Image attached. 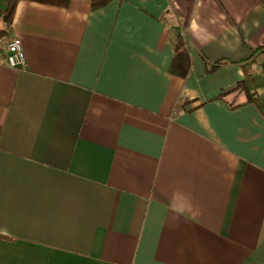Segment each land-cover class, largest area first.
Returning <instances> with one entry per match:
<instances>
[{"label": "crops", "instance_id": "obj_1", "mask_svg": "<svg viewBox=\"0 0 264 264\" xmlns=\"http://www.w3.org/2000/svg\"><path fill=\"white\" fill-rule=\"evenodd\" d=\"M10 1L0 264H264V111L230 94L264 47V0H20L1 35Z\"/></svg>", "mask_w": 264, "mask_h": 264}, {"label": "trees", "instance_id": "obj_2", "mask_svg": "<svg viewBox=\"0 0 264 264\" xmlns=\"http://www.w3.org/2000/svg\"><path fill=\"white\" fill-rule=\"evenodd\" d=\"M20 0H11L7 9L5 11L4 19L6 22V29L1 35H7L8 31L11 29L12 23L14 21V15L16 11L17 4ZM62 3H66L68 0H58ZM112 0H92V9H98L108 5ZM259 52L264 53V47L256 49L254 54L248 59L239 61L238 64L244 70V79L241 80L236 88L230 92H235L240 95L243 94L245 96L244 103H238L236 106L254 103L262 111H264V62L262 63L261 72H257L254 69V63L257 61ZM230 63L227 59H221L218 61H210L205 58L206 72L212 73L221 66ZM192 68V56L189 48L188 41L186 36L182 32H177L174 37V56L172 58L170 64V72L175 76H178L182 79H186ZM228 93L223 94V97H227ZM234 105V104H233ZM232 105V106H233ZM178 109L181 107V103L178 105ZM235 106V105H234Z\"/></svg>", "mask_w": 264, "mask_h": 264}, {"label": "built area", "instance_id": "obj_3", "mask_svg": "<svg viewBox=\"0 0 264 264\" xmlns=\"http://www.w3.org/2000/svg\"><path fill=\"white\" fill-rule=\"evenodd\" d=\"M6 49V60L9 66L14 68H22L26 66V53L19 37L15 36L11 38L6 44Z\"/></svg>", "mask_w": 264, "mask_h": 264}]
</instances>
